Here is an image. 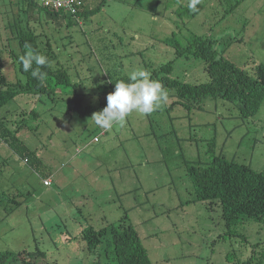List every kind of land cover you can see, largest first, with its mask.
<instances>
[{
  "label": "rangeland",
  "instance_id": "obj_1",
  "mask_svg": "<svg viewBox=\"0 0 264 264\" xmlns=\"http://www.w3.org/2000/svg\"><path fill=\"white\" fill-rule=\"evenodd\" d=\"M189 2L105 0L80 23L40 21L45 34L38 40L49 41L56 53L51 65L64 67L70 84L52 95H16L0 107L41 162H24L0 141V251L38 248L46 253L43 264H114L108 228L123 218L152 264H264V223L226 226L216 201L195 198L185 166L221 153L264 173V99L254 115L241 117L221 97L184 107L175 89L163 86L168 99L151 114L133 111L107 130L91 119L106 106L114 80L136 69L159 82L162 76L207 81L201 57L191 51L175 57V43L186 45L194 35L212 38L238 67H264V0H200L197 11ZM20 6L0 0L9 82L24 80L14 37L17 17L24 25L28 18ZM168 61L171 70H158ZM103 226L100 255L88 257L80 231Z\"/></svg>",
  "mask_w": 264,
  "mask_h": 264
},
{
  "label": "trees",
  "instance_id": "obj_2",
  "mask_svg": "<svg viewBox=\"0 0 264 264\" xmlns=\"http://www.w3.org/2000/svg\"><path fill=\"white\" fill-rule=\"evenodd\" d=\"M104 1L100 0L93 6H86V3L82 1L77 12L70 15L39 6L33 0H20L21 4L23 3L22 6H38L50 18L67 19V24L77 23L79 18H88L101 8ZM25 22V25L22 24V19L17 17L14 35L20 49V53L16 55V66L24 76V80L9 82L5 79L2 72L1 52L3 48L0 46V107L16 95L26 93L40 96L52 95L57 92L58 87L70 84L67 70L62 66L53 67L51 65L56 53L49 41L41 45L38 40L41 36L40 30L29 25L28 18ZM26 44L30 45L32 50L48 58L49 64L41 67V71L47 73L43 82L33 78L31 72L26 73L22 70L19 57L27 51ZM175 45V57L191 51L195 56L204 60V68L209 76L204 82H186L166 76L160 78L164 87L175 89L177 100L184 107H190L192 104L200 106L207 96H214L234 103L241 117L252 116L258 111L264 99V67L262 64H257L251 71L238 67L215 48L212 38L202 35H194L186 45L181 46L177 43ZM9 52L14 54L13 50ZM171 68L172 61H168L158 70L169 71ZM119 80L127 81L128 77L115 79L114 84ZM19 125H9L7 120L0 115V141L25 162L40 167L41 162L36 151L30 149L17 135ZM185 166L193 184L195 198L208 202L216 201L221 208V216L226 226L231 227L249 219L264 223L263 172L229 159L221 153L212 154L209 162L204 164L185 161ZM46 177L48 176H44L43 179ZM108 231L111 237L110 245L114 264H152L136 230L130 223H126L121 218L117 224H109ZM106 232L107 227L105 226L98 229L93 227L81 229L80 237L85 243L88 255L94 258L99 257L100 244ZM45 260V251L38 248L0 251V264H43Z\"/></svg>",
  "mask_w": 264,
  "mask_h": 264
},
{
  "label": "clouds",
  "instance_id": "obj_3",
  "mask_svg": "<svg viewBox=\"0 0 264 264\" xmlns=\"http://www.w3.org/2000/svg\"><path fill=\"white\" fill-rule=\"evenodd\" d=\"M200 0H190L189 9L197 11ZM27 51L19 57L24 72H31V76L43 82L47 73L41 71L42 66L49 64L48 58L25 45ZM36 67H33V66ZM168 93L158 80L150 78L143 69L133 70L128 80L115 83L114 91L106 97V106L99 112H94L91 119L102 129H110L114 124L123 125L126 117L133 111L141 114H151L167 101ZM67 125V121L64 122ZM47 179V178H45Z\"/></svg>",
  "mask_w": 264,
  "mask_h": 264
},
{
  "label": "crops",
  "instance_id": "obj_4",
  "mask_svg": "<svg viewBox=\"0 0 264 264\" xmlns=\"http://www.w3.org/2000/svg\"><path fill=\"white\" fill-rule=\"evenodd\" d=\"M82 1H84L85 3H86V6L87 5H90V3H92V1H94V0H82ZM23 4V3H22ZM22 4H21V6H20V8L22 9V11L24 10V13H26L27 14V17H28V20H29V22L31 23V26H34V23H37V30H41V34H45V32H44V30H45V28L44 27H41L40 26V21L41 20H50V19H52V20H57V21H61V20H64L63 18H61V17H54V18H50L49 16H48V14H46V12L44 11V10H41V9H39L38 8V6H35V7H28L27 5H23L22 6ZM91 6V5H90ZM80 19L81 18H79L78 20H77V23H80ZM24 161V160H23ZM25 162V161H24ZM5 163V162H4ZM3 163V164H4ZM47 179H49V177H46ZM45 179V178H44ZM81 247H82V249L83 250H85V252L87 253V250H86V246H85V243H84V241H83V243H82V245H81ZM87 255H88V253H87ZM88 257H91L90 255H88Z\"/></svg>",
  "mask_w": 264,
  "mask_h": 264
},
{
  "label": "built area",
  "instance_id": "obj_5",
  "mask_svg": "<svg viewBox=\"0 0 264 264\" xmlns=\"http://www.w3.org/2000/svg\"><path fill=\"white\" fill-rule=\"evenodd\" d=\"M39 6L59 10L63 13L74 15L79 9L82 1L81 0H33ZM43 184L49 185V179H43Z\"/></svg>",
  "mask_w": 264,
  "mask_h": 264
}]
</instances>
